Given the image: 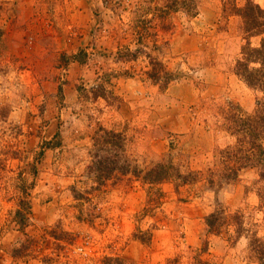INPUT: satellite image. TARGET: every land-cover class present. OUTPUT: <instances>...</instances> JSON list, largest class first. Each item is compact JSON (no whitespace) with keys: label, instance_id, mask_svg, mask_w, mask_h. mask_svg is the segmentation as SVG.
<instances>
[{"label":"rangeland","instance_id":"1","mask_svg":"<svg viewBox=\"0 0 264 264\" xmlns=\"http://www.w3.org/2000/svg\"><path fill=\"white\" fill-rule=\"evenodd\" d=\"M246 2L0 0V264H259L264 179L224 170L264 101L234 71L260 44ZM102 130L136 174L97 184ZM159 163L171 176L148 184Z\"/></svg>","mask_w":264,"mask_h":264},{"label":"trees","instance_id":"2","mask_svg":"<svg viewBox=\"0 0 264 264\" xmlns=\"http://www.w3.org/2000/svg\"><path fill=\"white\" fill-rule=\"evenodd\" d=\"M238 15L242 21V33L246 38L254 36L260 37V44L256 48H251L249 44L243 48L242 59L238 60L234 71L235 74L241 78L249 87L264 91V9L259 5L254 4L251 0H247L245 6L238 10ZM152 64V62H151ZM254 65V66H252ZM154 66V65H153ZM154 67L147 76L156 82ZM162 77V88H165L168 83L173 79V75L164 71ZM237 132L241 135V138L237 140L238 149L234 152L235 164L230 165V161H227L225 169L227 171L228 180H234L238 174V171L246 168H257L259 170L260 179H264V101L259 102L257 109L252 116L236 121ZM104 138L101 136L97 140V144H101L99 151H103L106 154L111 155L107 157L98 156V159L94 163L93 176L97 184L109 180V178L116 172L122 169H128L129 172L137 173L136 169L131 166L123 168L119 166V160L122 157L120 150L123 148V138L120 134L113 131L102 130ZM229 156V155H228ZM97 157V155L95 156ZM237 164V165H236ZM171 167L159 163L152 169L148 170L143 177L148 184L156 185L166 181L171 176ZM177 175V174H175ZM138 177V176H137ZM264 204V200L262 201ZM28 213L16 212V217L19 219V228L23 230L28 223ZM217 214H210L205 218V225L209 232L218 233L219 226ZM230 220V219H229ZM230 224L235 226V232L237 236L242 231V222L239 215L231 217ZM255 255H257V261L259 264H264V248L261 246L255 247Z\"/></svg>","mask_w":264,"mask_h":264}]
</instances>
